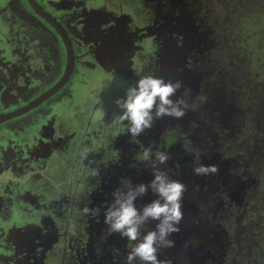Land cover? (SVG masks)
Listing matches in <instances>:
<instances>
[{
  "label": "flooded vegetation",
  "instance_id": "af4514ba",
  "mask_svg": "<svg viewBox=\"0 0 264 264\" xmlns=\"http://www.w3.org/2000/svg\"><path fill=\"white\" fill-rule=\"evenodd\" d=\"M236 1L0 0V264H126L132 242L108 233L104 212L116 189L154 178L141 145L167 151L160 170L186 186L159 260L231 264L243 220L258 233L246 248L259 246L246 264H264V85L251 51L224 53L225 40L241 47ZM149 73L180 81L171 99L191 107L133 138L115 100ZM199 164L218 172L195 175Z\"/></svg>",
  "mask_w": 264,
  "mask_h": 264
},
{
  "label": "clouds",
  "instance_id": "9594fccd",
  "mask_svg": "<svg viewBox=\"0 0 264 264\" xmlns=\"http://www.w3.org/2000/svg\"><path fill=\"white\" fill-rule=\"evenodd\" d=\"M181 86L180 81H165L151 73L141 75L133 86L127 88L124 97L115 100L120 114L115 116L114 122H126L127 132L135 138L146 129H151L156 119L166 116L182 118L191 107L187 99H171ZM141 148L144 160L152 167L154 178L147 185L139 184L133 187L127 183V186H124L126 190L116 189L112 193L114 199L104 212V223L108 226L109 234L118 233L132 242L127 252L126 264H170V261L159 260L157 253L161 248L173 246V241L168 237L179 231L177 225L183 218L181 201L186 186L170 179L168 172L160 170L159 165L170 159L167 151H156L153 154L151 146L144 148L141 145ZM90 153V149L85 147L80 153L81 159L88 160ZM194 155L198 161L199 152H194ZM89 163L92 161L89 160ZM217 172L215 165L199 164L193 168L195 175ZM149 189L157 198L137 209L135 200L144 196ZM78 213L82 216H98L99 209L85 206L79 209ZM150 220L158 221L155 230L142 234V229ZM72 234L75 235V232Z\"/></svg>",
  "mask_w": 264,
  "mask_h": 264
},
{
  "label": "rangeland",
  "instance_id": "374dc122",
  "mask_svg": "<svg viewBox=\"0 0 264 264\" xmlns=\"http://www.w3.org/2000/svg\"><path fill=\"white\" fill-rule=\"evenodd\" d=\"M256 0H239L236 1V10L233 11L231 15L232 26L235 34L233 36H238L240 38V48H236V44H239L238 39L234 40H225V50L224 53L227 54V51H236L237 55L243 57V53L248 54L251 53V63L252 66L247 67L246 69H251V76L255 84H257L256 88L260 87V84L264 85V5L261 7L259 5H255ZM262 2L264 0H261ZM247 2L252 3V5ZM238 10V13L236 12ZM230 33V32H228ZM226 33V34H228ZM224 54V55H225ZM227 55H225V62L227 64ZM245 57V56H244ZM260 201L257 202V204ZM263 206V205H261ZM258 220V219H257ZM259 221H256V223ZM264 226V223L261 222ZM232 230L237 231L233 232L236 240H234L233 250L230 254L229 262L232 261L238 262L239 264H246V261L252 256V252L255 251L259 246L258 244L253 245L250 249L246 248L250 243L249 239L258 235L257 230H250L248 223L245 221H237L233 222ZM261 244V240L258 241ZM256 247V248H255ZM236 262V263H237Z\"/></svg>",
  "mask_w": 264,
  "mask_h": 264
}]
</instances>
